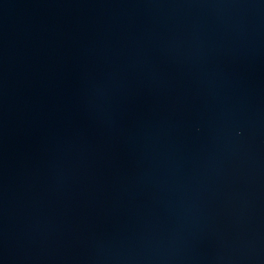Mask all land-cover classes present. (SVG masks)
<instances>
[{
  "label": "water",
  "instance_id": "95a60500",
  "mask_svg": "<svg viewBox=\"0 0 264 264\" xmlns=\"http://www.w3.org/2000/svg\"><path fill=\"white\" fill-rule=\"evenodd\" d=\"M0 264H264V0H0Z\"/></svg>",
  "mask_w": 264,
  "mask_h": 264
}]
</instances>
